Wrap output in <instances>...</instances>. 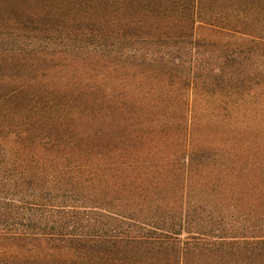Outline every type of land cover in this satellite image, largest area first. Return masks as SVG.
<instances>
[{"label": "rangeland", "instance_id": "1", "mask_svg": "<svg viewBox=\"0 0 264 264\" xmlns=\"http://www.w3.org/2000/svg\"><path fill=\"white\" fill-rule=\"evenodd\" d=\"M0 144L59 206L0 264H264V0H0Z\"/></svg>", "mask_w": 264, "mask_h": 264}, {"label": "trees", "instance_id": "2", "mask_svg": "<svg viewBox=\"0 0 264 264\" xmlns=\"http://www.w3.org/2000/svg\"><path fill=\"white\" fill-rule=\"evenodd\" d=\"M29 155V151L24 148L0 144V239L3 240L5 238L18 240L25 237L45 239L54 236L52 232L35 230L36 222L47 225L52 223V216L57 214L56 209L59 206L49 204L50 200L41 198L35 193L34 188H31L30 194L23 189L25 178L37 180L45 174L39 162L29 159ZM14 227L17 229L14 230ZM19 229L24 231L21 232ZM107 239L115 241L121 238L111 235L104 240ZM101 240L98 238L97 242ZM201 244L204 243L195 242L194 245L199 247Z\"/></svg>", "mask_w": 264, "mask_h": 264}]
</instances>
